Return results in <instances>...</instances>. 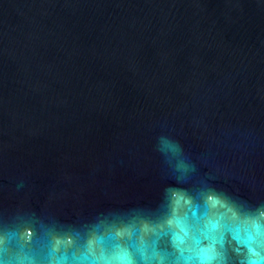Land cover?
<instances>
[{
  "label": "water",
  "instance_id": "obj_1",
  "mask_svg": "<svg viewBox=\"0 0 264 264\" xmlns=\"http://www.w3.org/2000/svg\"><path fill=\"white\" fill-rule=\"evenodd\" d=\"M0 264H264V0H0Z\"/></svg>",
  "mask_w": 264,
  "mask_h": 264
}]
</instances>
